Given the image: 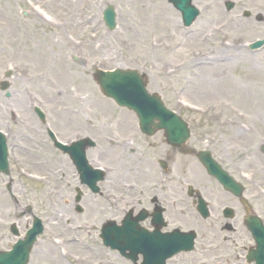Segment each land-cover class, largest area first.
Instances as JSON below:
<instances>
[{
    "label": "rangeland",
    "instance_id": "obj_1",
    "mask_svg": "<svg viewBox=\"0 0 264 264\" xmlns=\"http://www.w3.org/2000/svg\"><path fill=\"white\" fill-rule=\"evenodd\" d=\"M108 5L116 14L112 31L102 21ZM193 5L200 14L184 28L167 0H0V88L8 82L0 90V128L10 126L15 134L11 143L21 148L17 156L11 152L15 161L10 156L11 193L17 204L3 189L0 209L5 217L11 213L7 226L19 224L14 215L27 206L42 221L44 232L28 264H78L81 240L88 238L76 229L73 169L52 146H38L33 127L39 124L27 119L29 106L40 107L59 135L71 136L79 128L83 137L97 139L98 149L88 152V159L106 172L114 171L108 178L116 181L117 189L123 176L135 177L149 168L150 177L160 174L154 166L137 169L127 151L118 149L121 142L106 152L107 135L121 140L136 125L133 114L102 96L93 78L96 69L139 71L149 93L159 95L167 109L192 123L188 146L195 137V150L214 149L209 142L222 144L225 149L214 150L221 167L243 184L244 197L264 222V155L259 151L264 144V47L248 49L249 43L264 40V0H193ZM228 44L241 47L242 54L233 58V52H220ZM7 71L12 76L5 79ZM219 74L226 79L220 84L215 78ZM248 94V103H242ZM12 112L25 118V125L13 122ZM43 138L47 140L45 134ZM130 150H136V142ZM99 153L105 156L99 158ZM177 160L180 167L173 174L195 176L192 186L209 204L233 206L235 199L196 159L179 155ZM4 180L0 176L1 185ZM180 198L185 200L184 194ZM185 210L182 225L194 227V210ZM233 210L232 222L239 228L244 211L238 206ZM91 214L89 209L87 217ZM39 250H46L45 255ZM104 253L100 249V260Z\"/></svg>",
    "mask_w": 264,
    "mask_h": 264
},
{
    "label": "flooded vegetation",
    "instance_id": "obj_2",
    "mask_svg": "<svg viewBox=\"0 0 264 264\" xmlns=\"http://www.w3.org/2000/svg\"><path fill=\"white\" fill-rule=\"evenodd\" d=\"M26 117H28L27 119L33 124H39V127H37L38 125L33 127L34 135L37 137V143H39L38 146L42 149H47L48 146L54 148L46 128L47 124L51 127H53V125L49 121L47 123L45 116L44 121H41L36 116L35 112L32 111L31 113H27ZM34 118L37 122L34 121ZM12 120L14 119L12 118ZM23 120L25 122V118H23ZM189 123L192 124L191 122ZM135 125L136 126L131 127L130 130L126 132L121 140L114 139L113 135H107L109 138H106L105 141L106 146H109L110 148L108 147V149L110 150L106 152H112L115 145H120L116 143L121 142L122 144L118 149L127 151L130 155L131 163H135L137 169L141 165L154 166L155 168L153 169L160 172L158 176H155L156 178H152L148 175L149 168L146 172H142L135 177L129 175L123 176L120 179V189H117L116 181L108 178L110 176V169L108 172L109 174H106L102 181L97 182V191L93 192L82 185L69 155L66 152H59L63 161L68 164V167L70 165L73 169L76 177L77 185L76 188H74V203L76 200L75 206L78 207V209L75 208V211L79 216L77 224L79 234L80 236L84 234L88 235L87 239L81 240L82 252L77 263L159 264L157 258H155L154 261L146 262L145 260L151 256L143 253L131 254L123 257L101 246L99 235L104 224L110 222L119 226L128 220L126 225H130L131 228L139 227L141 231H143L145 237H163L165 234L173 233L176 230L181 232L193 231V249L169 257L165 261V264H253L248 260L249 253L254 250L253 242L244 224L242 223L238 228L236 227L237 225L233 224V220L231 221L232 223H230L224 216V210L231 209L233 218L235 217L233 206H238L244 211L241 201L231 195L235 199L233 206L217 202L218 208H216V206L206 201L201 191L193 188L192 185H194V181L196 182L195 176L185 173L173 174V172L178 171L177 169L180 167V165H177L179 155L191 156L198 161L197 153L203 151L195 150V148L199 147V139L195 137L190 146L186 145L179 149L168 145L162 132H157L153 136H147L139 130L136 120ZM6 129L8 131L6 145L10 166V156L12 155L13 159L15 158L11 152H15L17 156V152L19 154L21 148L18 149L15 143H11L15 139V134L11 132L9 127H6ZM78 129L71 136H69L70 134H58L59 140L67 146L73 141L90 139L93 145L92 147L86 148L85 155L89 165L97 167L88 159V152L98 149L97 139L94 140L87 136L83 137L81 131ZM44 134L47 140L43 138ZM190 140L191 137L189 141ZM133 142H136V150H130ZM209 144L213 146L214 149L210 147L207 148V150L215 160L219 159L220 156H216L214 150L217 148L223 150L225 147H221L222 144L220 147L211 142H209ZM35 148V146H31L30 150L34 151ZM25 149L28 150L27 148ZM96 156L98 157V155ZM101 156H105V154L99 153V158ZM15 160L16 159H14V161ZM10 172L11 168H9L7 176L2 174H0V176L10 182V188L6 190L7 195L14 204H17V200L11 193L12 178ZM104 183L110 184L109 186H105ZM183 189L186 190L183 191ZM222 191L225 192L224 190ZM182 194H184L185 200H181L180 196ZM225 194L228 193L225 192ZM3 195L4 191L0 188V203ZM198 197L205 200L207 204L208 215L206 218H203L197 211ZM179 205H181L182 208H179ZM188 206L194 210L197 216V224L193 223L195 224L194 227L184 228L182 224L186 220L185 208ZM2 208L0 209V251H8L18 239L24 236L30 228L35 215L32 214L31 207L29 209L25 208L14 215L15 218H17L16 220H21L19 224L16 223L15 225L12 223L7 226L11 213L6 212L7 216L5 217ZM89 209L93 210L94 214L87 217ZM82 215L86 216L82 217ZM23 219L25 220L24 227L22 223ZM19 229H22V232H20ZM14 231L17 232L18 235H15ZM100 249L105 251L102 260H100ZM40 252L45 255L46 250ZM126 254H129V251H127Z\"/></svg>",
    "mask_w": 264,
    "mask_h": 264
},
{
    "label": "water",
    "instance_id": "obj_3",
    "mask_svg": "<svg viewBox=\"0 0 264 264\" xmlns=\"http://www.w3.org/2000/svg\"><path fill=\"white\" fill-rule=\"evenodd\" d=\"M178 11L181 12L182 19L185 25L191 24L198 15V11L191 6V0H168ZM103 21L108 30L112 31L115 28V12L113 7L107 6L103 11ZM264 42H256L251 45V49H256L262 46ZM8 76V75H7ZM95 79L101 88L103 95L113 99L117 105L133 110L139 119L140 127L148 134L153 133L150 129L164 130L168 142L175 145H182L189 136V131L186 124L175 114L167 111L160 98L153 94L149 95L145 90V82L143 78L133 70L121 71L115 70L113 72L95 71ZM8 87L7 83H3L2 90ZM157 121L155 124L154 122ZM4 139L0 136V169L7 168L6 151L4 146ZM264 152V147L262 148ZM200 161L205 166L207 173L214 176L224 189L230 191L236 196H241L242 188L234 183V181L223 172L210 158L206 155L199 156ZM83 157L78 158L81 162ZM82 163V162H81ZM80 166V165H79ZM83 172V170H80ZM245 203V202H244ZM248 212V208L246 210ZM245 225L251 232L253 239L257 245L256 261L264 264V226L260 220L254 216L247 215L244 220ZM115 231L107 229L105 232L104 242L111 245L113 249L119 250L121 253L125 251V237L126 229L124 227L116 228ZM42 232L39 220H36L33 228L28 232L25 241L17 244L13 251L9 253L0 254V264H27L29 251L34 244L36 237ZM176 235H173V237ZM183 236V235H182ZM176 236L174 240L165 239L163 243L159 244L158 258L165 259L171 255L173 249H183L184 245L190 243H183ZM184 237V236H183ZM170 251V252H169ZM178 251V250H176ZM163 254V256H162ZM160 259V264L163 261Z\"/></svg>",
    "mask_w": 264,
    "mask_h": 264
},
{
    "label": "bare ground",
    "instance_id": "obj_4",
    "mask_svg": "<svg viewBox=\"0 0 264 264\" xmlns=\"http://www.w3.org/2000/svg\"><path fill=\"white\" fill-rule=\"evenodd\" d=\"M159 2H160L159 4L162 6L161 1H159ZM220 52H222V53H224V54H228V55H231V52H233L234 55H231V56H234L233 58H235V57H238L239 54H242V48H241V47H237V46L234 45V44H228V45H225L224 48H222V49L220 50ZM236 54H237V55H236ZM215 78H216V80L219 81V82H218L219 84H220L221 82H223V81L226 80V79H225V76L222 75V74L216 75ZM252 97H253L254 99H256L255 96H252ZM241 99H242V101H241L242 103H243V102L248 103L247 101L249 100V94H248V96L243 95ZM228 123H230V122L228 121Z\"/></svg>",
    "mask_w": 264,
    "mask_h": 264
}]
</instances>
